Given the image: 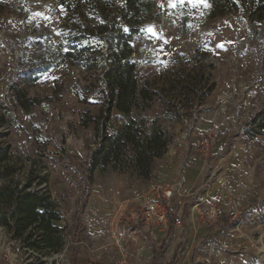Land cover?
Returning <instances> with one entry per match:
<instances>
[{
	"label": "rangeland",
	"instance_id": "obj_1",
	"mask_svg": "<svg viewBox=\"0 0 264 264\" xmlns=\"http://www.w3.org/2000/svg\"><path fill=\"white\" fill-rule=\"evenodd\" d=\"M161 2L160 19L152 21L136 42L139 76L150 79L159 90L144 115L151 122L169 111L161 119L171 135L168 149L179 155L181 171L187 162L185 155L201 159L206 193L200 196L202 189L193 197L182 193L178 202L181 221L175 224L157 264H264V193L261 202L234 210L235 221L224 223L220 215L226 200L212 191L216 177L226 168L224 164H229L233 140L247 129L251 118L248 114L254 115L264 106V31L255 38L249 28L253 24L238 14L212 19L207 2L205 6L195 0L188 1L189 12L185 13L183 24L181 13L170 8L184 0ZM64 24L65 11L55 0H9L0 13V116L6 119L0 129L4 134L0 144L11 146L10 160L0 165V185L11 180L23 184L33 171L46 176L47 190L63 216L55 224L64 228L69 244L58 252L37 253L10 237L8 229L0 225V264H150L153 250L162 239H151L144 256L136 255L137 247L133 245L125 248L124 256L113 243L109 222L118 203L142 197L151 183L147 187L114 170L96 172L88 183L87 159L96 146L97 131L93 122L84 123V117L88 118L86 111H90V116L98 114L103 106L100 70L85 71L69 62L49 69L39 65L41 52L56 42ZM202 77H206V83L201 82ZM207 85H213V90L204 96ZM247 85L256 96L253 111L244 115L240 111L243 116L239 118L235 111L229 118L234 126L228 127L231 132L225 145L202 159L197 152V139L202 132L198 130L213 126L219 136L220 124L211 122L213 109L228 113L229 107L241 108L244 101L240 98L248 96L244 92ZM181 86L189 97L180 93ZM224 100L229 101L225 110ZM123 121L114 110L109 124L112 128ZM183 137L186 143L177 149ZM263 175L264 169L257 167L254 180L264 183ZM248 176L245 173L243 179ZM202 198L205 213L202 219L200 213L196 214L194 226L191 215L197 212L194 206ZM211 202H216L215 217L211 216ZM230 202L234 204L235 200ZM183 209L189 210L186 218L182 216ZM246 211L253 213L250 220L237 219ZM175 253L177 258L173 261ZM73 256L76 262L72 261Z\"/></svg>",
	"mask_w": 264,
	"mask_h": 264
},
{
	"label": "trees",
	"instance_id": "obj_2",
	"mask_svg": "<svg viewBox=\"0 0 264 264\" xmlns=\"http://www.w3.org/2000/svg\"><path fill=\"white\" fill-rule=\"evenodd\" d=\"M8 1L0 0V13ZM55 1L65 11V24L56 42L41 52L39 65L49 69L69 62L85 71L100 70L98 81L102 87L103 106L98 114L90 116V111H86L88 118L84 117V123L88 125L93 122L97 131L96 146L87 159L88 183L93 181L96 172L114 170L142 184H149L154 178L157 162L165 156L171 141V135L161 123L169 111L151 122L144 115L159 90L150 79L139 76L136 42L148 31L152 21L160 19L161 0ZM188 1L170 8L175 13H181L183 24L186 23L184 15L189 12ZM206 2L212 19L238 14L252 23L264 24V0ZM201 82L206 83V77H202ZM179 88L184 97H189L184 87ZM211 90L213 85H207L203 95H208ZM114 110L124 121L111 131L109 123ZM5 125V117L0 116V129ZM246 131L252 138L264 132V106L249 119ZM2 137L4 134L0 132V139ZM10 158L11 146L0 144V165L6 164ZM34 173L29 172L23 184L11 180L8 184L0 185V225L28 249L42 254L46 251L58 252L64 248L66 240L64 228L55 222L63 216L47 190V177ZM34 184L38 188H34ZM240 216L250 220L252 212ZM176 219L172 209L170 232L160 248L155 250L154 263L165 250ZM176 258L177 253L173 261ZM72 261L76 262L75 256ZM92 264L102 263L95 261Z\"/></svg>",
	"mask_w": 264,
	"mask_h": 264
},
{
	"label": "crops",
	"instance_id": "obj_3",
	"mask_svg": "<svg viewBox=\"0 0 264 264\" xmlns=\"http://www.w3.org/2000/svg\"><path fill=\"white\" fill-rule=\"evenodd\" d=\"M242 98L243 96L240 98V101L241 102L244 101L241 107L242 110H244V112L241 110L240 107L238 108L235 107L236 105L234 107H229L228 113L223 112L219 108L213 109L214 115H213V118H211V122H213L214 124L217 121L220 124V126H218L219 136L216 142L213 144V151H219L222 148V146L225 145L227 136L231 132V129L228 130L229 129L228 127L230 126L231 128V126H234V122L232 121L233 119L229 120V118L230 119L233 118V114L235 113V111H237L238 118L240 115L243 116L246 112L251 113L253 111V109L251 108L253 107V105H255L254 103V100L256 98L255 93L250 96L248 95L247 98H243V99ZM240 101H239V104H240ZM235 102L237 103L238 100H236ZM245 107H247L248 109L245 110L244 109ZM257 107L258 105L256 106V108ZM240 111L243 115L240 113ZM248 115H250V117L253 116L252 114H248ZM110 128H111V125H110ZM116 128H117V125L115 126L112 125L111 131H114ZM197 128L198 127H196V129ZM205 128L206 127L201 126L200 130L198 131H203V129L205 130ZM194 135H196V131L194 132ZM238 136L235 138V140H233L235 142H232L233 147L230 148L231 152L229 154V159L227 160L229 164L228 163L227 165L224 164L226 168L228 166L230 167L228 169L226 168L223 169V172H221L216 177V180H215L216 182H214L212 186L213 193L221 197L223 200H226L225 202H223V207L221 208V215H220V219L224 223H229L231 220L235 221L236 219L235 215L237 214H235L234 210L243 209L245 206L247 207L249 203L252 204V202L257 203L258 200L262 199L263 193H264L263 180H254V176H253L256 173L257 167L264 169V152H262L264 149V144H263L264 143V132L252 138L245 130L243 132V135H241V137L240 136L238 137ZM183 138L179 139L180 147H178L177 149L182 148V145L186 143L185 137ZM193 139L194 138H192V140ZM189 142L191 141L189 140ZM183 151L184 150H182V153ZM178 156H179L178 154H175L170 149H168L165 156L157 162L156 168L154 170V178L150 181L151 183L150 185L161 183V182L175 183L177 182V180L179 179L181 175L183 176V179L185 182L184 190H183V194L186 193L185 196L190 194L193 197L194 195L197 194V192L200 189H202V191L200 192V196L205 195L206 192L204 191L205 189L204 181L201 177L202 171H203V167L200 162L201 159L199 161L193 160L190 157H188V155H185L184 157H186L185 160H187V162L185 166L182 167V171H181L179 163H177ZM159 162H161L160 165L158 164ZM239 168L240 169L247 168V170L241 171L239 170ZM245 173L249 174L248 176L249 179L248 178L243 179V176ZM150 185L146 184L145 186L149 187ZM181 195L182 194L175 195L173 199V203H172V209H174L176 216L180 214L179 210L181 209V206L178 205V202L181 201V198H180ZM202 200L204 201V198L201 199V202L198 204V206L196 205L194 206V209H196L197 212L194 211L191 215L190 223H192V225L194 226H195V222H193V219L198 218V215L196 214L200 213L199 219H202L203 218L202 215L205 213L203 212L205 211V206H204L205 204H203ZM233 200H235V202L234 204H231L230 201H233ZM181 211L183 214L182 216L186 218V215L189 213V210L183 209ZM246 212H241L240 214H238L237 219L238 217H240L239 219L245 220L239 215H241L242 213H246ZM249 212H252V211H249ZM236 223L237 222H233V224H236ZM190 227L192 228V226ZM174 228H175V225L171 233L173 232ZM169 232L170 231L168 230L165 236H163L165 231H160V230H156L152 235H145L142 232H138L137 234H134L132 237H129L127 241V247H130L131 245L136 246L137 247V249H135L136 255L143 254L144 256L143 251L145 249V246L149 245L148 243L150 242L151 239H153L152 241H154L155 239L157 241H159V239H162L160 241V244H158L157 247L154 248L153 254L151 255L152 259H150L149 261L150 264H157V261L156 263L153 262L154 252L156 249L160 248V245L162 244V242L164 241V239L166 238ZM170 238H171V234L168 240H170ZM168 240H167V243H168Z\"/></svg>",
	"mask_w": 264,
	"mask_h": 264
},
{
	"label": "built area",
	"instance_id": "obj_4",
	"mask_svg": "<svg viewBox=\"0 0 264 264\" xmlns=\"http://www.w3.org/2000/svg\"><path fill=\"white\" fill-rule=\"evenodd\" d=\"M251 24L257 25H250L249 27L252 29L254 37H260L264 31V26L252 22ZM244 92L249 96L252 94L249 85L245 86ZM234 93H236V91ZM227 96L233 98L231 94ZM227 101L228 100L223 101V110L226 108V103L229 102ZM217 137V128L213 126L199 133L197 139V152L202 159H206L212 154L213 144ZM184 185L183 176L180 175L175 183L161 182L153 184L142 197L137 196L117 204L110 218L109 229L113 243L122 252V255L126 256L125 248L127 247V241L129 237H132L134 234L142 232L145 235H152L156 230L166 231L169 229L173 199L175 195L183 193ZM205 185L209 186V183L206 182ZM131 204H133V206H130ZM211 205L213 207L211 216L215 217L218 215L216 202H211ZM180 221L181 219L177 216L175 224ZM9 235L12 237L11 233ZM16 241L21 243L19 240ZM21 244L28 249L23 243ZM68 245V243L65 244L66 247ZM28 250L33 251L31 249Z\"/></svg>",
	"mask_w": 264,
	"mask_h": 264
},
{
	"label": "snow or ice",
	"instance_id": "obj_5",
	"mask_svg": "<svg viewBox=\"0 0 264 264\" xmlns=\"http://www.w3.org/2000/svg\"><path fill=\"white\" fill-rule=\"evenodd\" d=\"M189 2H193V0H189ZM195 2H204L205 3V6H207L206 5V0H195Z\"/></svg>",
	"mask_w": 264,
	"mask_h": 264
}]
</instances>
